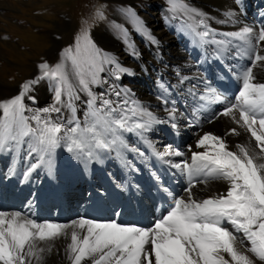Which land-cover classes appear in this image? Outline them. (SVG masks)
Instances as JSON below:
<instances>
[{
    "label": "snow or ice",
    "instance_id": "snow-or-ice-1",
    "mask_svg": "<svg viewBox=\"0 0 264 264\" xmlns=\"http://www.w3.org/2000/svg\"><path fill=\"white\" fill-rule=\"evenodd\" d=\"M169 2L173 11L189 12L193 19L200 17L196 27L206 29L197 33L201 39L209 35L211 29L204 14L189 10L183 0ZM102 15L97 12V16ZM226 15L231 18L234 13ZM251 33L252 28L245 26L230 35L232 39L245 40ZM256 42H264V28ZM238 54L249 55L252 63L239 74L242 88L236 102L219 115L229 117L239 129L250 134V140L247 144L237 143L235 150H230L223 137L203 134L195 145L203 151L192 152L190 162L171 164L187 174L186 198L174 197L167 214L148 228L87 218L70 223L37 222L19 211L0 210V264H44V254L50 253L53 242L61 238L68 241L64 253L69 264H264V83L256 82L253 73L264 56L257 53L253 58L248 49ZM105 61L106 54L101 53L88 30L83 29L74 45L63 51L59 63L38 65L40 75L36 79L24 82L18 94L0 101V148L31 136L35 140L31 150L41 153V160L43 153H51L61 141L76 159L85 156L91 159L96 149L107 151L117 145L120 141L117 130L131 132L146 129L149 123L165 122L144 109L127 107V100L114 102L103 98L104 94L97 97L92 93L90 85L96 82L97 72ZM42 79L58 84L54 103L27 117L24 98ZM78 91L89 97L83 125L75 115L65 118L62 112L68 108L74 113L72 101L79 99ZM115 95L119 97L120 93ZM128 112L132 116L146 115L149 120L128 126L131 119L126 115ZM169 114L174 120V110ZM228 134L240 136L241 132L232 128ZM164 155L180 157L183 153L167 151ZM36 167L33 164L25 172V180ZM197 177H202L200 183H207L208 178L223 181L226 191L197 200L192 192Z\"/></svg>",
    "mask_w": 264,
    "mask_h": 264
},
{
    "label": "bare ground",
    "instance_id": "bare-ground-1",
    "mask_svg": "<svg viewBox=\"0 0 264 264\" xmlns=\"http://www.w3.org/2000/svg\"><path fill=\"white\" fill-rule=\"evenodd\" d=\"M260 2L264 3V0H256L255 4ZM206 3L211 9L204 7ZM188 7L189 10L201 9L208 29H211L207 37L201 39L197 34L206 29L196 27V20H190L191 16L184 19L185 24L179 28L175 45L169 44L170 41L167 43L166 39H159L161 37L153 31L144 33L147 44L157 54L160 55L159 45L166 44L165 49L169 50L170 55L162 59L168 64V70L177 72L172 83L168 82L170 78L161 70L158 71L160 77L157 78L161 82L157 81L156 92L152 95L149 91H142L137 97H133V92L129 89L120 88L113 83L96 91L98 97L104 94L103 98L114 102L127 100V107L144 109L151 112L156 119L165 122L149 123L146 129L131 132L117 130L116 134L123 146L118 141L111 150L96 149L91 159L86 156L76 159L73 153L67 151L63 141L51 153H43V160L41 153L31 150L35 145L31 136L23 137L20 143L9 142L4 148H0V210L19 211L37 222L70 223L87 218L98 222L116 221L122 225H133L130 207L137 193L144 198L149 215L159 219L167 214L174 197L187 196L184 191L187 187V174H182L171 167V164L190 162L192 152L203 151L195 147L203 134L212 133L223 137L230 150H235L237 143L249 142L250 134L239 129L229 117L219 114L230 103L236 102L238 94L232 88L236 84L234 75L239 77L243 68L252 63L249 55L238 53L248 49L250 56L254 58L258 49H253L252 46L255 45L261 28L255 30L250 27L252 33L246 39L252 43L232 39L230 34L240 32L245 26L249 27L243 22L245 14H240L241 10L246 13L244 0H196ZM212 10L216 13H212ZM174 12L189 14L183 11ZM229 12L234 13L231 18L226 15ZM249 12L256 19L255 15L261 12V8L254 7ZM254 24H257L256 20ZM212 41L226 43L217 44ZM228 41L231 42L227 43ZM212 43L223 56L210 51L208 46ZM135 50L141 56V50ZM173 54L179 57L173 58ZM208 66L214 69L211 81L204 74ZM253 73L256 82L264 83V63L257 62ZM117 80L123 82L121 77ZM153 82L148 80L150 86ZM213 82H220L226 89L219 92L213 87ZM237 82H240V91L242 81L239 79ZM116 92L120 93L119 97L115 95ZM3 95L1 92L0 96ZM6 99L8 98L2 97L0 101ZM24 103L28 105L25 98ZM43 108L45 107H40ZM172 110L175 114L174 120L169 114ZM126 115L131 117L128 126L149 120L146 115L132 116L131 112ZM194 121L198 123L197 126L193 124ZM173 124L176 125L175 128L172 127ZM232 128H237L241 135H229ZM167 151H180L183 155H164ZM33 164L37 167L25 180L24 174ZM125 164L127 167H122ZM200 179L202 177L193 181L196 186L192 192L197 200L226 191L227 185L223 181L208 178L207 183H200ZM77 185L80 186L79 189ZM173 188L177 189L175 193L169 191ZM161 193L166 197L167 207L159 212L155 210V200ZM148 227L151 226L145 228ZM67 242L63 238L55 240L51 252L44 254V264H69L64 253Z\"/></svg>",
    "mask_w": 264,
    "mask_h": 264
},
{
    "label": "rangeland",
    "instance_id": "rangeland-1",
    "mask_svg": "<svg viewBox=\"0 0 264 264\" xmlns=\"http://www.w3.org/2000/svg\"><path fill=\"white\" fill-rule=\"evenodd\" d=\"M194 1L183 0V3L191 6ZM252 1L244 0L249 15L252 14L249 10L254 7L263 10L261 2L255 4L256 0ZM204 7L211 9L207 3ZM98 11L102 12V17L97 16ZM199 12L202 13L201 9ZM212 13L216 11L212 10ZM189 16L174 12L169 0H0V93L3 92L5 98L18 94L24 82L40 75L38 65L47 62L55 66L61 61L63 51L73 46L76 37L87 29L93 43L107 56V61L97 72L96 82L90 85L92 93L97 96L98 89L113 83L129 89L133 97L142 91H149L152 95L156 92L157 81L161 82L157 79L160 77L158 71H165L169 83L174 81L177 72L168 70V64L162 59L170 55L165 49L166 44L159 45V55L151 50L144 33L153 31L158 33L159 39L175 45L178 29ZM198 19L200 17L190 18ZM248 26L259 29L255 24ZM244 41L252 43L247 39ZM255 45L259 55L264 56V42L258 45L255 41ZM135 48L141 50V56L137 55ZM121 68L125 71H120ZM117 76L121 77L122 83ZM234 77L238 79V76ZM149 79L154 81L151 86ZM70 81L75 85L71 76ZM56 87L58 84L49 79H42L32 86L25 96L29 105L25 104L29 107L26 106L29 109L27 117L38 108L54 103ZM77 95L79 99L72 101L74 113L68 108H63L62 112L65 118L75 115L84 122L89 111L86 103L89 97L83 91H78ZM64 99L67 100V96Z\"/></svg>",
    "mask_w": 264,
    "mask_h": 264
}]
</instances>
